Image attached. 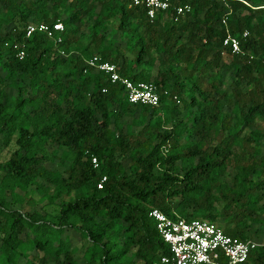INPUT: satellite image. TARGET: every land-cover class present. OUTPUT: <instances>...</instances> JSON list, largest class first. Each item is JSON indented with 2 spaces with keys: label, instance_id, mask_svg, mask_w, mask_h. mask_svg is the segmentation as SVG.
<instances>
[{
  "label": "trees",
  "instance_id": "trees-1",
  "mask_svg": "<svg viewBox=\"0 0 264 264\" xmlns=\"http://www.w3.org/2000/svg\"><path fill=\"white\" fill-rule=\"evenodd\" d=\"M171 1L151 21L125 0H0V264H154L155 209L264 239V0ZM58 21L61 43L27 36ZM96 56L160 105L131 104Z\"/></svg>",
  "mask_w": 264,
  "mask_h": 264
},
{
  "label": "built area",
  "instance_id": "built-area-1",
  "mask_svg": "<svg viewBox=\"0 0 264 264\" xmlns=\"http://www.w3.org/2000/svg\"><path fill=\"white\" fill-rule=\"evenodd\" d=\"M129 7L143 6L147 9V15L151 21L155 20L159 12H167L172 8L171 0H125ZM177 17L186 15L191 11L189 5L175 6ZM46 33L50 38L61 43L65 26L58 21L54 25L31 24L27 28V36L35 32ZM248 33L245 34V37ZM224 47L233 54H241V42L238 38L228 36L224 40ZM18 57L23 59L25 52L21 46ZM88 66L103 72L111 83H121L128 95L131 104H140L157 107L161 103L158 87L153 82H134L121 76L118 67L103 61L100 57H93L88 61ZM106 92V90H104ZM95 168L99 167L97 158H93ZM106 180L102 181V183ZM102 188V185H100ZM150 216L156 221L157 230L170 248L169 255L161 256L154 264H244L248 261L251 253L259 246L254 239L247 241L234 238L225 233L218 224L205 220L187 221L182 218L169 217L164 212L155 209Z\"/></svg>",
  "mask_w": 264,
  "mask_h": 264
},
{
  "label": "rangeland",
  "instance_id": "rangeland-1",
  "mask_svg": "<svg viewBox=\"0 0 264 264\" xmlns=\"http://www.w3.org/2000/svg\"><path fill=\"white\" fill-rule=\"evenodd\" d=\"M14 149L15 148L13 146H11V147H9L7 149H2L1 152H0V163L4 162V161H7L10 158V156H11L12 152L14 151ZM25 210L29 211V208L26 207ZM72 241L78 247H81L82 244H83V241L81 240L80 236L77 235V234H75V235L73 234L72 235ZM256 241L259 242L262 245L264 244V239L263 240H257L256 239Z\"/></svg>",
  "mask_w": 264,
  "mask_h": 264
}]
</instances>
